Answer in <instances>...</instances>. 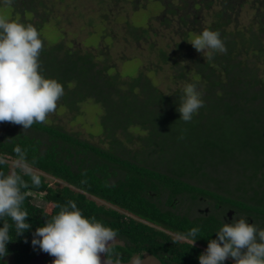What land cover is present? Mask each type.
I'll return each instance as SVG.
<instances>
[{
    "label": "trees",
    "instance_id": "1",
    "mask_svg": "<svg viewBox=\"0 0 264 264\" xmlns=\"http://www.w3.org/2000/svg\"><path fill=\"white\" fill-rule=\"evenodd\" d=\"M199 1L193 0L194 10L202 2L209 9L215 6L207 28L220 33L227 52L214 53L211 59H206L207 52L198 54L187 41L196 31L187 25L189 20L196 21L198 12L190 18L186 0L167 4L159 22L173 25L178 40H172L170 52L156 49L157 59L169 65L170 79L181 86L166 94L142 71L132 79L120 80L109 73L111 66L102 49H75L62 41V32L58 42L48 44L41 34L48 24V2L12 0L8 4L0 0V7L12 10L11 19L31 23L40 32L44 41L40 70L64 87L57 108L79 117L80 104H98L102 108L100 135L109 146L102 148L47 122L33 124L30 132L13 126L0 129V157L16 161L14 149L19 146L41 181L35 186L24 176L28 187L21 189L25 195L22 208L28 213L30 229L18 235L10 218L0 219V226L8 223L10 237L0 264H29L38 253L52 257L33 247V233L46 222L45 214L50 218L59 212L58 205L69 200L76 202L85 217L95 216L117 232L121 243L113 244L109 257L114 264L140 258L142 253L159 264H199L200 254L217 237L223 219L231 223L229 218L241 214L264 228V0ZM248 2L255 13L242 25L238 17ZM148 29L128 24L137 42L148 38ZM188 83L197 85L203 106L185 122L177 108ZM134 140L140 149L129 152L123 142ZM11 170L8 162L0 165L5 174ZM44 175L65 186L52 188ZM209 182L215 190L208 188ZM32 193H42L52 204L49 213L32 203ZM183 198L191 205L212 203V211L193 217L179 213L177 206ZM194 227L200 229L195 246L188 236ZM7 256L11 263L6 262ZM224 264L234 261L230 257Z\"/></svg>",
    "mask_w": 264,
    "mask_h": 264
},
{
    "label": "clouds",
    "instance_id": "2",
    "mask_svg": "<svg viewBox=\"0 0 264 264\" xmlns=\"http://www.w3.org/2000/svg\"><path fill=\"white\" fill-rule=\"evenodd\" d=\"M11 4L12 0H5ZM197 52L226 54L220 33L205 28L187 40ZM44 47L40 32L31 23L0 15V123L21 125L23 130L35 123H44L54 113L64 87L55 78H46L41 72L39 57ZM179 97L177 111L180 119L190 122L203 106L202 93L195 83H188ZM167 94V93H166ZM15 168L5 174L0 171V219L10 218L21 235L31 228L28 213L22 208L25 199L22 188L39 186L40 176L27 163L24 151L17 146ZM7 160L0 157V165ZM23 173V175H21ZM59 212L47 217L43 226L33 233L32 245L54 257L52 264H113L109 259L117 232L105 226L95 216L85 217L75 201L58 205ZM199 228H192L188 236L193 246ZM210 239L207 249L199 256V264H224L230 257L234 264H264V228L249 223L247 217L237 215L231 223L224 222ZM10 241L9 225L0 226V256L7 255ZM102 255L106 260L101 259ZM118 264V262H117Z\"/></svg>",
    "mask_w": 264,
    "mask_h": 264
},
{
    "label": "rangeland",
    "instance_id": "3",
    "mask_svg": "<svg viewBox=\"0 0 264 264\" xmlns=\"http://www.w3.org/2000/svg\"><path fill=\"white\" fill-rule=\"evenodd\" d=\"M43 2L45 4L48 2L50 10L48 17H46L48 18V24L41 31L44 40L48 44L58 42L61 39L60 32H62L64 34L62 41L66 44L71 43V46L75 49L81 51L102 49L108 59L107 63L111 66L109 73L112 75L117 74L120 80L132 79L142 71L162 92L169 93L170 90L181 86V84H176L170 79L172 72L169 65H162L158 63L157 59L159 48L170 52L172 40H178V37L173 33L174 26L166 27V25L160 24L159 18L167 4L176 5L179 0H43ZM249 2L245 3L240 10L238 20L242 25H247L255 13ZM186 3L190 18H192V14L198 12L196 21L189 20L187 25V27L193 28L192 30H196L189 36L191 38L207 28L211 22V10L215 6L209 9L202 2L200 8L194 10L193 0H186ZM0 15L9 19L13 16L12 10L6 6L0 7ZM175 19L173 18L174 24ZM128 24L134 27L147 26L149 28L148 38H143L139 42L135 41L128 32ZM152 44L154 48H151ZM197 53L204 56L200 52ZM79 109L80 115L76 117L74 113L68 110L56 108L54 113L49 114L46 122L102 148L109 147L100 135L102 127L99 117L102 108L94 102L87 101L80 104ZM11 126L23 132L29 131L28 129L24 131L23 127L19 125L0 123V129H8ZM118 138L123 140L124 137L121 135ZM123 144L129 152L140 149L139 143H136L135 140L131 143L123 142ZM6 160L11 169L16 168V161L10 158ZM44 176L48 185L52 188L65 186L63 181L48 175ZM209 176L218 179L215 174ZM214 186L212 182H209L208 188L215 190ZM218 191L221 192V190ZM86 196L97 204L112 207L98 198L90 195ZM31 198L33 204L43 208L47 213L50 212L52 204L43 199L42 193H32ZM177 207L179 213H187L190 217L197 216L201 212L212 211V203L199 201L191 205L190 201L184 198ZM120 212L123 211L120 210ZM239 216L243 215L240 214L237 217ZM229 219L233 221L234 217ZM173 237L179 239L176 235H173ZM120 243L121 241L116 238L114 244ZM47 258H50V260L46 261ZM53 259L54 257L38 253L37 257L29 264H52ZM101 259L102 261L105 260L103 255ZM5 260L7 263H11L10 256L5 257ZM124 264L159 263L149 254L142 253L140 258L133 256L129 262Z\"/></svg>",
    "mask_w": 264,
    "mask_h": 264
}]
</instances>
